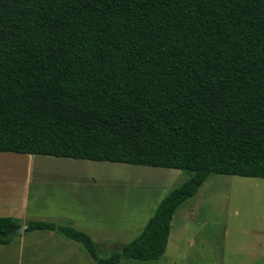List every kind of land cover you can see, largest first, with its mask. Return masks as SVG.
<instances>
[{
  "label": "trees",
  "instance_id": "obj_1",
  "mask_svg": "<svg viewBox=\"0 0 264 264\" xmlns=\"http://www.w3.org/2000/svg\"><path fill=\"white\" fill-rule=\"evenodd\" d=\"M0 152L188 172L95 264L151 261L210 174L264 179V0H0ZM21 225L0 217V247Z\"/></svg>",
  "mask_w": 264,
  "mask_h": 264
},
{
  "label": "rangeland",
  "instance_id": "obj_2",
  "mask_svg": "<svg viewBox=\"0 0 264 264\" xmlns=\"http://www.w3.org/2000/svg\"><path fill=\"white\" fill-rule=\"evenodd\" d=\"M188 176L175 169L0 152V217L21 225L30 218L74 225L106 257L135 238L164 195ZM74 259L95 264L80 244L48 231L22 232L0 247V264ZM121 264H264V179L210 174L175 211L164 255Z\"/></svg>",
  "mask_w": 264,
  "mask_h": 264
},
{
  "label": "crops",
  "instance_id": "obj_3",
  "mask_svg": "<svg viewBox=\"0 0 264 264\" xmlns=\"http://www.w3.org/2000/svg\"><path fill=\"white\" fill-rule=\"evenodd\" d=\"M16 154H18V153H16ZM23 155H25V154H23ZM27 155V154H26ZM102 162V161H101ZM52 203L53 202H48L46 205H52ZM48 206H45V205H43L42 207H44V208H47V209H51L50 207H48ZM150 217V216H149ZM149 217H148V219H149ZM147 219V220H148ZM28 220H37V221H45V220H41L40 218H30V219H28ZM60 220V219H59ZM47 222H49V221H47ZM54 222H56V221H54ZM147 222V221H146ZM64 224H66V225H68V226H71V227H73V228H75V229H77L74 225H71V224H68V223H64ZM146 224V223H145ZM144 224V225H145ZM143 228V227H142ZM142 228H141V230H142ZM79 230V229H78ZM40 231H48V230H40ZM80 231H82V230H80ZM48 232H53V231H48ZM82 232H84V233H86L87 235H89L90 237H91V235L86 231V230H84V231H82ZM53 233H56V232H53ZM58 236H60L59 234H57ZM61 238H63V239H66V238H64V237H62V236H60ZM169 237V236H168ZM92 238V237H91ZM66 240H69V239H66ZM93 240V239H92ZM24 241V239L23 238H21L20 239V243H22ZM69 241H72V240H69ZM94 241V240H93ZM72 242H74V241H72ZM168 242V241H167ZM10 243H12V241L10 242ZM94 243H95V241H94ZM128 243V242H127ZM96 244V243H95ZM124 245V244H123ZM167 246V245H166ZM96 247H97V245H96ZM121 247V246H120ZM166 250V249H165ZM164 255V254H163ZM162 255V256H163ZM161 256V257H162ZM160 257V258H161ZM159 259V258H158ZM157 260V259H156ZM73 264H78V259L77 260H75L74 259V261L72 262Z\"/></svg>",
  "mask_w": 264,
  "mask_h": 264
},
{
  "label": "water",
  "instance_id": "obj_4",
  "mask_svg": "<svg viewBox=\"0 0 264 264\" xmlns=\"http://www.w3.org/2000/svg\"><path fill=\"white\" fill-rule=\"evenodd\" d=\"M25 227H26L25 225H20L15 231L12 232V235L22 233Z\"/></svg>",
  "mask_w": 264,
  "mask_h": 264
},
{
  "label": "bare ground",
  "instance_id": "obj_5",
  "mask_svg": "<svg viewBox=\"0 0 264 264\" xmlns=\"http://www.w3.org/2000/svg\"><path fill=\"white\" fill-rule=\"evenodd\" d=\"M86 170V169H85ZM74 172H76V171H74ZM77 172H81V171H77ZM79 174V173H78ZM80 175V174H79Z\"/></svg>",
  "mask_w": 264,
  "mask_h": 264
}]
</instances>
